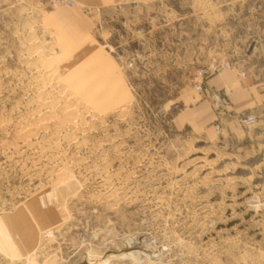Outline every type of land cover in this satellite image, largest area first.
Wrapping results in <instances>:
<instances>
[{"label": "rangeland", "instance_id": "1", "mask_svg": "<svg viewBox=\"0 0 264 264\" xmlns=\"http://www.w3.org/2000/svg\"><path fill=\"white\" fill-rule=\"evenodd\" d=\"M263 54V0H0V264H264L206 83Z\"/></svg>", "mask_w": 264, "mask_h": 264}, {"label": "crops", "instance_id": "2", "mask_svg": "<svg viewBox=\"0 0 264 264\" xmlns=\"http://www.w3.org/2000/svg\"><path fill=\"white\" fill-rule=\"evenodd\" d=\"M264 1V0H263ZM206 83L220 94L224 103L222 111L221 136L233 139L239 148L234 154H264V54L250 59L247 68L233 65L208 75ZM192 114L190 119L194 128L214 131L210 126L213 109L209 102ZM252 112L257 121L248 129L243 128L231 113ZM213 128V129H212Z\"/></svg>", "mask_w": 264, "mask_h": 264}, {"label": "built area", "instance_id": "3", "mask_svg": "<svg viewBox=\"0 0 264 264\" xmlns=\"http://www.w3.org/2000/svg\"><path fill=\"white\" fill-rule=\"evenodd\" d=\"M257 117L254 114H242L238 116V120L244 127H250L255 121Z\"/></svg>", "mask_w": 264, "mask_h": 264}, {"label": "bare ground", "instance_id": "4", "mask_svg": "<svg viewBox=\"0 0 264 264\" xmlns=\"http://www.w3.org/2000/svg\"><path fill=\"white\" fill-rule=\"evenodd\" d=\"M65 101V100H64Z\"/></svg>", "mask_w": 264, "mask_h": 264}]
</instances>
